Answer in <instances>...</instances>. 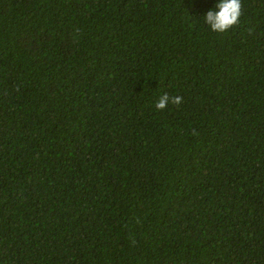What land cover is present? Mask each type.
Masks as SVG:
<instances>
[{"label":"trees","instance_id":"obj_1","mask_svg":"<svg viewBox=\"0 0 264 264\" xmlns=\"http://www.w3.org/2000/svg\"><path fill=\"white\" fill-rule=\"evenodd\" d=\"M214 3L0 0V264H264V0Z\"/></svg>","mask_w":264,"mask_h":264},{"label":"clouds","instance_id":"obj_2","mask_svg":"<svg viewBox=\"0 0 264 264\" xmlns=\"http://www.w3.org/2000/svg\"><path fill=\"white\" fill-rule=\"evenodd\" d=\"M242 15L241 0H215L214 6L210 7L204 14V23L210 30L215 32H226L239 21ZM170 98L164 94L156 102L157 109H163L167 106ZM172 102L178 103L179 97L172 98Z\"/></svg>","mask_w":264,"mask_h":264}]
</instances>
